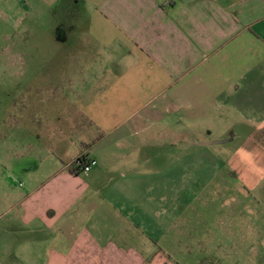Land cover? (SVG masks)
Segmentation results:
<instances>
[{"label": "crops", "instance_id": "0c3cea01", "mask_svg": "<svg viewBox=\"0 0 264 264\" xmlns=\"http://www.w3.org/2000/svg\"><path fill=\"white\" fill-rule=\"evenodd\" d=\"M1 18L31 36L42 21L85 26L53 38L81 41L86 67L22 85L69 118L54 168L7 213L3 264H264L238 227L190 215L219 183L210 148L221 142L187 149L200 122L264 123V0H0ZM181 144L190 153L171 161ZM81 155L93 165L76 175Z\"/></svg>", "mask_w": 264, "mask_h": 264}, {"label": "rangeland", "instance_id": "374dc122", "mask_svg": "<svg viewBox=\"0 0 264 264\" xmlns=\"http://www.w3.org/2000/svg\"><path fill=\"white\" fill-rule=\"evenodd\" d=\"M90 9L92 13L93 9ZM74 25L75 29L77 24ZM70 27L68 24L42 21L37 28L39 32L31 36L20 31L18 26L4 24L0 19V252L6 227L9 226L8 211L16 207L18 196L34 191L36 185L54 168V157L60 151V138L56 132L66 129L67 123L63 118L66 121L69 118L61 105L53 106L48 102L36 104L33 95H28L34 91L23 92L22 85L25 81L37 84L64 80L70 63L86 68L81 57L74 54L81 41L74 42V46L70 47L73 42L69 41L67 46L61 34L59 40L53 38L60 31L67 35L85 32L83 25L78 26L82 30L77 32L72 31V27L69 30ZM45 31L47 34L51 32L52 39L46 40L41 36ZM58 68L65 70L58 73ZM58 112L60 121L56 119ZM233 121L228 124L215 119L198 122L197 127L201 128L202 135L199 138L188 137L187 149L196 139L221 142L210 148L217 163L219 183L209 186L216 189L204 194L201 206H194L190 215H196V211L206 213L204 218L200 216L197 219L203 220V223L204 220L215 219L222 226L238 227L241 230L239 235L246 236L245 239L261 249L264 248V123H247L240 119ZM183 124L181 122V126ZM192 124L187 122L188 127ZM178 128L179 124L173 125V129ZM156 140H160L156 141L157 145L170 138L157 137ZM73 146L76 145L73 143L70 147ZM182 146L181 150L179 146L177 149L172 146L171 161L190 153L189 150L184 152ZM75 154L74 150L69 149L65 153V163H69ZM212 172L209 169L206 175ZM226 176H229V185ZM74 185L70 183L69 187L73 188ZM190 221L184 219L182 226L192 225ZM0 264H3L1 259Z\"/></svg>", "mask_w": 264, "mask_h": 264}, {"label": "built area", "instance_id": "2783aa9c", "mask_svg": "<svg viewBox=\"0 0 264 264\" xmlns=\"http://www.w3.org/2000/svg\"><path fill=\"white\" fill-rule=\"evenodd\" d=\"M76 167H78L81 172L83 173H88L91 170V167L93 165V161L90 160L86 155H81L78 157L74 163ZM22 186V184H21Z\"/></svg>", "mask_w": 264, "mask_h": 264}, {"label": "trees", "instance_id": "16d2710c", "mask_svg": "<svg viewBox=\"0 0 264 264\" xmlns=\"http://www.w3.org/2000/svg\"><path fill=\"white\" fill-rule=\"evenodd\" d=\"M70 171L71 173L76 174V175L80 174L81 172V170L78 167H76L74 164L71 166Z\"/></svg>", "mask_w": 264, "mask_h": 264}]
</instances>
